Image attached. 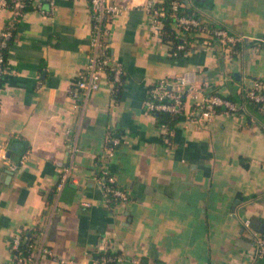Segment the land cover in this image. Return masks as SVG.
<instances>
[{"label":"crops","instance_id":"0c3cea01","mask_svg":"<svg viewBox=\"0 0 264 264\" xmlns=\"http://www.w3.org/2000/svg\"><path fill=\"white\" fill-rule=\"evenodd\" d=\"M54 1L33 0L6 56L0 264L15 263L13 240L26 231L37 242V264H253L264 235L250 225L257 218L264 226L261 123L246 111L202 118L184 112L167 139L145 98L159 77L186 71L197 86L224 94L264 82V0H188L246 41L232 52L205 36L180 56L147 9L162 0H114L125 8L108 41L123 83L115 90L104 74L88 94L77 79L92 52L89 1ZM12 15L0 5V31ZM112 136L119 142L109 154ZM105 169L128 199L105 201ZM41 245L53 255H39ZM108 251L117 252L113 260Z\"/></svg>","mask_w":264,"mask_h":264},{"label":"built area","instance_id":"2783aa9c","mask_svg":"<svg viewBox=\"0 0 264 264\" xmlns=\"http://www.w3.org/2000/svg\"><path fill=\"white\" fill-rule=\"evenodd\" d=\"M33 2V0H31ZM91 11V37L90 44L92 52L84 69L78 74L77 89L90 93L98 89L102 84L104 74L107 79L114 85V89L118 90L123 83V70L120 63L114 58L108 41L111 22L119 16L125 8L124 5L116 3L114 0H88ZM52 6L55 1L50 0ZM0 5L10 6L9 0H0ZM26 0H15L12 8L13 15L0 31V91L3 86L2 78L6 72V56L4 49L9 46V40L12 36V28L15 21L24 16ZM181 5V0H172L171 13L176 17L178 25L188 29L190 26H199L200 21L196 17L187 15H178L177 10ZM147 9L152 16V20L158 26L163 24L161 16L165 14V10L157 6L156 3L149 1ZM214 35L219 37L218 41L210 38H205L208 44L220 43L227 51L236 52L238 48L235 44L238 42L244 43L246 37L242 34L231 32L229 28H214L210 30ZM205 32V31H202ZM207 33V32H205ZM208 34V33H207ZM185 43H179L178 48H184ZM205 84V83H204ZM249 88L248 95L257 101H264V93L260 90L264 89V82L261 79H254ZM74 92L75 96L79 91ZM191 98L192 102L189 108L186 107V99ZM223 105L226 111L232 113L241 112V105L235 101L223 97L220 93L208 91L204 86L195 84V73L186 71L176 78L159 77L147 89L145 98L146 109L152 113L165 110L174 114L181 115L186 112L191 118L210 117L216 113L215 106ZM162 132H169L166 124H160ZM112 144L107 147L109 154L113 153V145L119 142L118 136L111 137ZM69 168L62 171L61 179L57 184V188L61 189L66 177L68 176ZM105 178L102 181V191L104 199L107 203H114L119 200H126L129 194L126 189L120 187L114 175L110 174L107 169L103 172ZM86 204H89L88 202ZM21 237H15L12 243L14 250L19 248ZM35 245V244H34ZM32 246L28 255L16 254L14 264H37L38 257L33 252L36 246ZM256 256L264 253V235L260 236L256 241ZM40 254L53 255L52 248L41 245ZM108 259L113 260L115 257L108 255ZM134 264H143L141 259H135Z\"/></svg>","mask_w":264,"mask_h":264},{"label":"trees","instance_id":"16d2710c","mask_svg":"<svg viewBox=\"0 0 264 264\" xmlns=\"http://www.w3.org/2000/svg\"><path fill=\"white\" fill-rule=\"evenodd\" d=\"M15 0H9V4L11 7H14ZM157 6L162 7L165 10V14L161 16L163 26L161 27V34L162 39L167 42L170 45V50L173 56H180L187 52L189 49V43L190 41L197 39V38H210L212 40L218 41L219 37L214 35L210 30L214 28H228L226 25L218 22L215 19L212 18H206L204 15H202L197 8L194 6V4H190L188 0H181V5L179 6L177 10L178 15H187L191 17H196L200 21L199 26H190L188 29L178 25L176 22V17L172 15L171 13V5L172 0H162L161 2H156ZM33 6V2L31 0H26L25 10L31 9ZM19 23V20L15 21L13 28H12V36L9 40V46L4 49L5 56H7L8 49L13 42L14 35H15V28L17 24ZM231 32H233L231 29H229ZM205 31V32H202ZM185 43L184 48H178L179 43ZM244 43L238 42L235 44L236 48H240ZM4 81V75L2 78V82ZM252 89L251 86H242L240 90L232 91L229 94L220 93L223 97L235 101L241 105V111H246L249 116H254L262 125L264 128V101H257L256 99L250 97L248 95V90ZM262 93H264V89L260 90ZM215 92V91H214ZM226 107L223 105H216L215 110L223 111ZM158 117V121L161 124H166L168 127L169 132L165 134V138L169 139V135L171 133V129L175 127V124L178 120V117L180 115L174 114L170 111L160 110L156 111L155 113ZM37 243V242H35ZM33 237L31 238V232H23V235L21 236L20 245L19 248L15 251L20 253L21 255H28V253L31 250V247L35 244ZM117 252L114 251H108L106 254L110 255H116ZM143 264H146L144 259H141ZM116 261H109L107 264H115ZM253 264H264V253L261 255H257L256 260Z\"/></svg>","mask_w":264,"mask_h":264},{"label":"water","instance_id":"95a60500","mask_svg":"<svg viewBox=\"0 0 264 264\" xmlns=\"http://www.w3.org/2000/svg\"><path fill=\"white\" fill-rule=\"evenodd\" d=\"M250 225L256 229V230H260L264 232V226L260 223V220L257 218H252V222L250 223Z\"/></svg>","mask_w":264,"mask_h":264}]
</instances>
